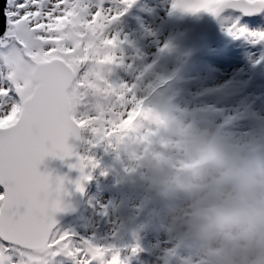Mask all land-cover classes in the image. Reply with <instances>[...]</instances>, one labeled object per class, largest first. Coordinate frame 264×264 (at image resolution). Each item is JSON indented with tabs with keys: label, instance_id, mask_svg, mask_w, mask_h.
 <instances>
[{
	"label": "snow or ice",
	"instance_id": "snow-or-ice-1",
	"mask_svg": "<svg viewBox=\"0 0 264 264\" xmlns=\"http://www.w3.org/2000/svg\"><path fill=\"white\" fill-rule=\"evenodd\" d=\"M106 0H3L0 20V264H119L113 247L97 246L56 230L63 211L66 177L41 172L51 157L66 160L89 129L93 147L144 111L145 99L134 84L111 80L123 67L121 41L110 27L124 14ZM130 8L136 0H119ZM172 11L219 17L225 9L244 17L264 15V0H172ZM237 39L264 42V30L232 24ZM146 68L144 71H149ZM143 73L137 78L142 79ZM91 143V142H90ZM70 165L81 173L97 167L88 157ZM77 191H83L80 181ZM138 251V249H134Z\"/></svg>",
	"mask_w": 264,
	"mask_h": 264
},
{
	"label": "rangeland",
	"instance_id": "rangeland-1",
	"mask_svg": "<svg viewBox=\"0 0 264 264\" xmlns=\"http://www.w3.org/2000/svg\"><path fill=\"white\" fill-rule=\"evenodd\" d=\"M171 5L172 0H136L125 11L126 6L119 0H106L105 8L124 12L115 23L119 24L118 28L113 24L109 30L110 35H117L121 41L117 55L124 62L123 67L114 68L111 80L132 85L143 73L141 80L145 85L165 86L172 81L165 90L174 87L176 93L170 96L178 94V98L173 103L192 116L210 119L222 131L246 142L264 141V42L257 44L242 37L261 53L258 66H248L244 74H236L226 83L216 82L220 69L231 65L224 52L236 37L227 29L238 22L248 31L264 30V15L244 17L228 10L219 17L207 13L189 15L173 12ZM257 21L263 25L255 26ZM247 55L245 51L241 53L243 62L247 61ZM149 66V71L145 72ZM256 78L258 81L252 84ZM135 118L129 119L134 121ZM86 131L87 138L82 130L83 149L86 142L92 149V156L87 157L93 159L97 167L101 155L106 159L103 173L98 172L97 167L86 168L88 181L96 174L109 178L84 201L80 213L57 231L77 240L87 239L97 246L113 247L117 250L119 264H165L163 252L172 247L171 243L164 233L147 226L138 208L139 193L125 178L116 154L106 142L93 147L95 139L89 129ZM125 247H130V255L121 261V250ZM108 261L110 264V256ZM56 264H72V261L61 256Z\"/></svg>",
	"mask_w": 264,
	"mask_h": 264
},
{
	"label": "clouds",
	"instance_id": "clouds-1",
	"mask_svg": "<svg viewBox=\"0 0 264 264\" xmlns=\"http://www.w3.org/2000/svg\"><path fill=\"white\" fill-rule=\"evenodd\" d=\"M144 111L112 135L147 226L172 247L165 264H264V141L249 143L134 83Z\"/></svg>",
	"mask_w": 264,
	"mask_h": 264
},
{
	"label": "water",
	"instance_id": "water-1",
	"mask_svg": "<svg viewBox=\"0 0 264 264\" xmlns=\"http://www.w3.org/2000/svg\"><path fill=\"white\" fill-rule=\"evenodd\" d=\"M3 7V0H0V9ZM232 10L233 9H226ZM238 12V11H236ZM0 20H2V10H0ZM258 79L253 81V84L256 83ZM80 140L75 138L69 139V144L72 145L75 149V154L70 159L60 160L53 159L51 157L47 158L43 164L40 166L41 172L51 173L54 177H66L65 179V193L62 196V208L63 211L58 212L54 219L56 221V230L58 227L66 223L67 221L76 217L82 210L84 206V201L86 199L87 193L90 189V182L87 179H81V173L78 170H73L69 166L78 163L77 157L81 156V151L83 149V135L82 130L80 131ZM83 176L87 177V169L85 168ZM80 181V184L83 188V191H77L76 182Z\"/></svg>",
	"mask_w": 264,
	"mask_h": 264
},
{
	"label": "bare ground",
	"instance_id": "bare-ground-1",
	"mask_svg": "<svg viewBox=\"0 0 264 264\" xmlns=\"http://www.w3.org/2000/svg\"><path fill=\"white\" fill-rule=\"evenodd\" d=\"M255 26L259 27L262 26L263 23H260V21L256 22L254 24ZM234 43L224 52V55L226 58L230 60V66L226 68H222L219 71V77L216 80L219 84L226 83L229 80L234 79V76L236 74H244L245 68L250 66L251 68H254L258 61L261 60V53H258L256 51V48H254L249 41L243 39L242 37L237 39H233ZM245 51L247 52V61L243 62V56H241V53ZM264 64V60H262ZM258 66V65H257ZM244 129V128H243Z\"/></svg>",
	"mask_w": 264,
	"mask_h": 264
},
{
	"label": "trees",
	"instance_id": "trees-1",
	"mask_svg": "<svg viewBox=\"0 0 264 264\" xmlns=\"http://www.w3.org/2000/svg\"><path fill=\"white\" fill-rule=\"evenodd\" d=\"M118 26H119V24H115L113 27L114 28H118ZM172 85V81H168V83H167V85H165V86H162V88L163 89H167V87L169 88L170 86ZM168 92V94L169 95H171L172 94V92H175V88L173 87V89L172 90H170V91H167ZM176 93V92H175ZM176 98H178V94H173V96H172V99L174 100V99H176ZM136 119V118H135ZM86 130H88V129H84V132H85V138H87V136H88V131H86ZM92 149H91V147L89 146V144L86 142L85 143V147H84V149H83V154H84V157H87V156H89V155H91L90 154V152H92L91 151ZM109 151H110V149H108ZM98 151H100V150H98ZM101 152H99L98 154H100ZM97 154V155H98ZM92 156V155H91ZM97 161H99L98 162V167H97V171L98 172H100V173H103L104 171H105V161H106V159L104 158V156H100L99 157V159L97 160ZM108 176L106 175H103V176H100V175H98V174H96L95 176H94V178H92L91 179V182H90V191L88 192V194H87V197H86V199L88 198V199H90V197L91 196H93V194L95 193V192H97L98 190H99V187H100V185L103 183H107V180H108ZM122 251V256H121V261L122 260H124V257H126V256H129L130 255V247H125L123 250H121Z\"/></svg>",
	"mask_w": 264,
	"mask_h": 264
}]
</instances>
